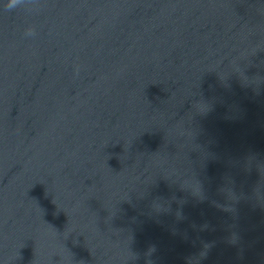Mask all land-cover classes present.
I'll list each match as a JSON object with an SVG mask.
<instances>
[{"label": "water", "instance_id": "1", "mask_svg": "<svg viewBox=\"0 0 264 264\" xmlns=\"http://www.w3.org/2000/svg\"><path fill=\"white\" fill-rule=\"evenodd\" d=\"M6 3L0 264H264V0Z\"/></svg>", "mask_w": 264, "mask_h": 264}, {"label": "clouds", "instance_id": "2", "mask_svg": "<svg viewBox=\"0 0 264 264\" xmlns=\"http://www.w3.org/2000/svg\"><path fill=\"white\" fill-rule=\"evenodd\" d=\"M23 3H24V0H7L6 7L8 10H13ZM25 36L26 37L35 36L34 29L29 28L28 30H26Z\"/></svg>", "mask_w": 264, "mask_h": 264}]
</instances>
